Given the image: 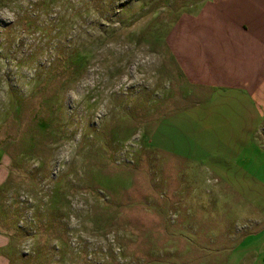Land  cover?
Segmentation results:
<instances>
[{"label":"rangeland","instance_id":"rangeland-1","mask_svg":"<svg viewBox=\"0 0 264 264\" xmlns=\"http://www.w3.org/2000/svg\"><path fill=\"white\" fill-rule=\"evenodd\" d=\"M204 2L0 0L1 264H264V215L150 146Z\"/></svg>","mask_w":264,"mask_h":264},{"label":"crops","instance_id":"crops-1","mask_svg":"<svg viewBox=\"0 0 264 264\" xmlns=\"http://www.w3.org/2000/svg\"><path fill=\"white\" fill-rule=\"evenodd\" d=\"M172 28L165 44L196 99L157 119L150 146L205 162L264 215V0H205Z\"/></svg>","mask_w":264,"mask_h":264}]
</instances>
